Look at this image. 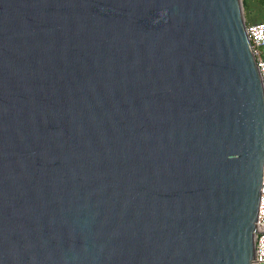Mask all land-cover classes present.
Wrapping results in <instances>:
<instances>
[{"label":"water","instance_id":"95a60500","mask_svg":"<svg viewBox=\"0 0 264 264\" xmlns=\"http://www.w3.org/2000/svg\"><path fill=\"white\" fill-rule=\"evenodd\" d=\"M245 25L242 0H0V264H253Z\"/></svg>","mask_w":264,"mask_h":264},{"label":"built area","instance_id":"2783aa9c","mask_svg":"<svg viewBox=\"0 0 264 264\" xmlns=\"http://www.w3.org/2000/svg\"><path fill=\"white\" fill-rule=\"evenodd\" d=\"M245 30L256 59L264 90V18L257 22L246 21ZM256 224L253 264H264V160Z\"/></svg>","mask_w":264,"mask_h":264},{"label":"trees","instance_id":"16d2710c","mask_svg":"<svg viewBox=\"0 0 264 264\" xmlns=\"http://www.w3.org/2000/svg\"><path fill=\"white\" fill-rule=\"evenodd\" d=\"M243 2V6H244V9L248 10V13H250V0H242ZM255 3H256V11L259 15V17H257V20L255 21H260L261 19L264 18V0H255ZM246 21L247 22H254V21H248L247 18H246Z\"/></svg>","mask_w":264,"mask_h":264},{"label":"rangeland","instance_id":"374dc122","mask_svg":"<svg viewBox=\"0 0 264 264\" xmlns=\"http://www.w3.org/2000/svg\"><path fill=\"white\" fill-rule=\"evenodd\" d=\"M250 13H248V10L244 9L243 6V14L244 16L247 18L248 21H254L257 22L255 20H257V17H259L260 14L257 13L256 11V3L255 0H250Z\"/></svg>","mask_w":264,"mask_h":264}]
</instances>
